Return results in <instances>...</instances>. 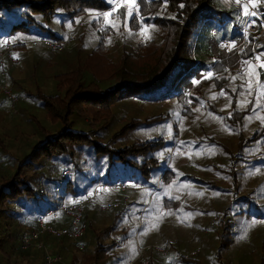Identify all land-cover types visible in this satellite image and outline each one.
Instances as JSON below:
<instances>
[{"label":"rangeland","instance_id":"obj_1","mask_svg":"<svg viewBox=\"0 0 264 264\" xmlns=\"http://www.w3.org/2000/svg\"><path fill=\"white\" fill-rule=\"evenodd\" d=\"M103 1L110 5L111 0ZM234 2L238 8L239 1ZM121 8L129 10L128 0H122L102 17L109 19ZM1 11L0 21L7 15ZM11 12L16 14L18 9ZM97 15L86 14L80 18L79 29L82 31L85 20H96ZM54 30L60 32L58 27ZM139 31L142 38L147 36L144 28ZM93 32L91 27L83 36H70L64 42L27 33H12L0 40V191L23 169L21 165L32 161V151L53 137L44 134L61 128L62 123H48L41 102L43 97L56 94L54 88L63 86V74L76 71L80 65L83 81L89 82V76H106L104 71L114 68L120 59V45L106 52L108 64L89 55L96 38H102L100 34L92 36ZM231 32L232 23L222 27L211 24L196 27L194 41L186 44L193 56L190 67L183 70L187 75L173 76L165 84L167 90L157 97L151 92L120 95L103 107L99 120L92 115L95 109L78 106L72 110L63 136H88L90 145L110 143L114 148L149 144L145 153L156 160V165L141 163L142 171L134 176L128 172H109L103 177L106 160L83 147L89 143H80L81 148L67 151L72 160L67 167H56L58 159L50 162L35 157L33 160L40 163L29 167L25 175L28 182L33 180L29 185L38 192L45 190L44 180L49 177H59L60 181L69 178L74 199L88 196L93 186L106 178L125 180L126 191L106 190V196L98 195L86 206L83 215L87 210V215L92 214L94 219L86 220L90 227L86 225L80 240L82 251L70 247V240H66L62 244L65 251L56 253L49 247V244L55 245L48 240L51 237L43 235L36 242L39 248L26 250L27 260L13 255L9 264H45V255L57 257L59 264H69L72 256L79 259L84 249H92L96 243L105 249L103 246L107 244L103 240L108 235H112L115 246L104 250L111 255L97 264H120L121 255H125L122 250L137 251L145 255L147 263L154 264L147 255L158 249L169 255L155 264H171L173 260V264H188L182 263L187 258L196 259L199 264H264V82L258 86L256 81L246 82L241 86L242 97L233 99L230 94L213 102L215 92L210 78L215 67L202 44L203 38L230 39ZM255 35L257 39L262 37L264 27ZM117 40L112 37L113 42ZM7 41L10 49L6 48ZM41 41L48 42V47ZM129 42L132 44L131 39ZM131 50L137 54L133 44ZM250 72L256 73L254 64L248 67L247 73ZM111 79L100 80L104 82L98 83V88L111 87L114 83ZM160 97L165 99L159 100ZM191 98L197 103L192 105ZM183 109L188 113L181 114ZM151 118L153 122L147 125L145 121ZM63 171L67 176H62ZM47 188L52 190L51 186ZM54 196L57 197L53 193ZM2 197L6 196L0 194V201ZM106 198H111V203ZM69 202L70 199L60 205ZM108 204L114 206L107 208ZM101 207L104 212H100ZM17 208L16 203H5L0 208V258L9 248L19 247L20 233L34 228V218L28 219L32 222L31 228L29 223L15 227L14 221H20ZM7 209L8 214L4 212ZM44 222L59 229L66 227L69 219L58 214L55 218L45 217ZM57 223L61 226H56Z\"/></svg>","mask_w":264,"mask_h":264},{"label":"trees","instance_id":"obj_2","mask_svg":"<svg viewBox=\"0 0 264 264\" xmlns=\"http://www.w3.org/2000/svg\"><path fill=\"white\" fill-rule=\"evenodd\" d=\"M227 1L225 3L222 0H140L138 9L136 6L133 8L134 17L127 24H125V21L129 10L125 11L124 8H121L118 13L112 15L109 19L103 18V14L112 10L109 9L108 3L103 0L0 1V12L4 10L7 14L0 21V40L8 38L12 33H27L34 35L36 38L42 37V39L53 42H64L70 36H83L84 31L87 32L92 27L95 32L92 33V36L100 34L102 38H96L89 55L92 57L95 55L105 64H108L110 59L106 52L117 45H120L121 49L120 59L114 68L104 71L107 74L106 76H96L95 78L92 75L89 76L90 81L85 82L83 81V72L80 71V65H77L76 71L63 74V77H61L63 86L58 89L54 88L56 91L55 95L42 98L41 107L45 112L48 123L52 125L62 123V126L61 128L59 126V129L51 134L45 135V133L44 136L53 137L49 138L48 141L46 139L44 145L36 147L30 156L32 161L21 165L23 169L14 174L9 179V182L2 186L0 194L6 197L1 198L0 208L5 203H16L19 207L17 208L19 210L17 216H19L20 221H14L16 228L23 227L25 223H29L31 228V223H35L39 217L45 216L58 205L68 202L71 197H76L72 193L73 187L69 178L60 181L59 177H49V179L44 180V185H47L45 190L39 192L29 185L33 183V180L29 179L28 182V176L25 175V172L30 170L29 167H35L40 163V161L35 162L36 160H33L35 157H42V159L50 162L58 159L55 163L56 167H67L72 162L68 158L67 151L81 148L83 145L80 143H89L83 147L94 151L96 157L101 156L106 160L107 169L103 177L108 176L109 172L112 174L115 172L118 174L128 172L131 176H134L135 173L142 171V168H139V165L143 167L141 163L145 162L149 166L156 165V160L145 153L150 147L149 144L136 143L130 147L114 148L110 143H93L90 145L88 136H63L65 134L67 116L76 107L81 106L95 109L92 115L99 120L103 107L109 106L120 95L151 92L150 94L157 97L158 94H162L163 90H167L165 84L173 76L183 77L187 75L183 70H187L190 67L193 62L191 59L193 56H191L190 50L186 48V44L189 41H194L192 39L193 32L198 26L211 24L214 27H222L225 24L232 23L231 37L228 40L235 41L239 37L236 42L241 41L242 17L236 10L235 0ZM263 2L264 0H256L255 11L264 21ZM16 9H18L16 14L11 12ZM86 14L98 15L95 17L96 20H85L86 27L81 31L80 27H78V22ZM56 27L60 29V32L54 30ZM140 28L146 30L147 36L145 38H142L141 34H139ZM78 30L81 31L80 35H77ZM122 32H125V34L122 35ZM113 36H115V40L118 39L120 41L113 42ZM256 36L255 34H250L248 42L231 54H225L217 49V44L224 39H214L213 41L209 38H203L202 44L207 49L209 56L213 58L215 67L210 78L212 91L215 94L220 87H224L227 96L231 94L233 99H235L243 96L241 86H244L246 82L254 84L256 81L257 86L260 82H264V68L260 67L261 63H264V35L258 39ZM126 38L131 39L133 46L137 49V54L131 52L132 44L129 42L130 39L126 41ZM106 43H109V46H106ZM257 54H261L259 59L256 58ZM75 56L77 55L75 54ZM244 61H249L250 63H242ZM253 64L256 73H247L248 67ZM245 67H247L246 70L241 72ZM109 78H112L111 80L114 82L111 87L98 88L97 84L104 82H100V80ZM232 88L233 95L231 92ZM236 90L239 92H235ZM62 93L64 94L62 95ZM215 97L212 99L213 102L219 99L215 100ZM163 99L165 98H159V100ZM191 100L192 105L197 103L195 98H191ZM187 113L188 110L183 109L181 111V114ZM153 119L151 118L145 122L148 125L150 121L153 122ZM133 126H136L135 121H133ZM63 168H60V170ZM119 182L124 183L125 180L110 181L109 178H106L100 184L109 185ZM48 186H51L52 190H49ZM53 193L57 197L54 196L53 198ZM8 210L4 212L8 214ZM28 219H33V221L29 222ZM82 223L85 225V229L86 225L90 227L89 222L86 223L84 215L82 216ZM59 225L61 226L60 223H57L56 226ZM32 230L34 228L26 232ZM48 240L55 244L56 250L52 246L53 251L62 253L65 251V247L62 245L63 242L70 239L63 237L60 239L50 238ZM69 242L70 247L77 250L73 242L71 240ZM99 244L96 243L92 249H84L79 259L72 256L69 264H97L107 257L104 255V250L110 246H115L113 242H110L109 244L112 245H104L105 249H101ZM28 254L26 251H20L19 247H16V250L11 247L0 258V264L11 263L10 259L13 255L27 260ZM150 255H147V257L149 258ZM191 259H184L182 263L199 264L196 259ZM14 263L16 262L14 261ZM170 263L173 264L174 260ZM147 264L152 263L148 261Z\"/></svg>","mask_w":264,"mask_h":264},{"label":"built area","instance_id":"obj_3","mask_svg":"<svg viewBox=\"0 0 264 264\" xmlns=\"http://www.w3.org/2000/svg\"><path fill=\"white\" fill-rule=\"evenodd\" d=\"M122 0H111L109 9L116 7ZM238 8H236L239 15L242 17V28H241V41L236 42L234 40H223L217 44V49L220 52L225 54H231L241 48L245 43L248 42L250 34H256L259 30H262L264 27V21L258 16H251L245 14V6H247V11L252 12L255 9L252 8V5L248 0H238ZM256 12V11H255ZM257 13V12H256ZM253 21L255 24L253 25ZM262 36V35H261ZM260 37V36H259ZM42 45L49 43L46 41H41ZM8 45V47H7ZM6 48L10 49V43L6 42ZM60 50V49H59ZM215 100L217 98L227 97V92L224 87H220L216 94ZM15 102V98H11ZM62 176H67V172L63 171ZM110 189H117L120 192L126 191L125 183H114V184H100L95 186L88 196H84L78 199H71L70 202L66 205H59L55 209L49 211L45 216L39 217L34 223V230L30 232L20 233L18 236V246L20 251H26L30 247L39 248L40 245L37 242L40 236L48 235L53 239H60L66 237L70 239L77 250H82V245L80 244V239L84 234L85 227L82 223V215L86 206L92 204L93 200L100 194L101 191H106ZM124 199V198H123ZM58 214L69 219V223L66 227L63 228H52L50 225L44 222L45 217L55 218ZM160 254H165L163 250H157ZM45 264H56L59 263L57 257H52L50 255H45L44 258ZM126 264H147L145 260L140 255H137L135 258L127 261Z\"/></svg>","mask_w":264,"mask_h":264},{"label":"crops","instance_id":"obj_4","mask_svg":"<svg viewBox=\"0 0 264 264\" xmlns=\"http://www.w3.org/2000/svg\"><path fill=\"white\" fill-rule=\"evenodd\" d=\"M226 40V39H225ZM221 42V41H220ZM100 185V184H99ZM97 186V185H96ZM94 188V187H93ZM92 188V189H93ZM91 189V190H92ZM103 192V193H102ZM121 193V192H120ZM103 194L106 196V192H104V191H101L100 192V194H99V196H102V197H104L103 196ZM71 199H73V197H71L70 198V200ZM107 202L109 201L110 203H111V198H106L105 199ZM125 200V199H124ZM105 206H107V208H111V206H114V204H108V205H105ZM114 208H116V204H115V207ZM85 209H87V207L85 208ZM100 210L102 211V212H104L103 210V208L101 207L100 208ZM110 210V209H109ZM100 211V212H101ZM86 216V217H85ZM84 218H85V220H89V219H94L93 218V215L91 214V215H87V210H86V212H84ZM62 222V221H61ZM111 239H112V235H108L104 240H103V242L104 243H106V244H109L110 242H111ZM46 241L47 240H44L43 242L44 243H46ZM49 247H50V249L51 250H53V248H52V246L49 244ZM159 250V249H158ZM124 253H125V255L124 256H122L121 255V257H120V264H126L127 263V261H129V260H131V259H133V258H135L137 255H140L141 257H144L145 255H143V254H138V252L136 251V253H134V252H129V253H127V251H124V250H122ZM109 251H105V256H107V257H110V255H111V253H108ZM109 254V255H108ZM116 255V254H115ZM168 255H169V253H165L164 255L163 254H160V253H158L156 250H155V252L153 253V254H151L150 256L152 257L151 259L153 260V262H154V264H155V262L157 263V260L159 261V262H161V259L162 258H167L168 257ZM166 256V257H165ZM150 258V257H149ZM104 259V258H103ZM102 259V260H103ZM116 264H118V263H116Z\"/></svg>","mask_w":264,"mask_h":264},{"label":"snow or ice","instance_id":"obj_5","mask_svg":"<svg viewBox=\"0 0 264 264\" xmlns=\"http://www.w3.org/2000/svg\"><path fill=\"white\" fill-rule=\"evenodd\" d=\"M139 3H140V0H128V8H129V11L127 13V20L125 21V24H127V22L134 17L135 12L133 11V6L135 5L137 7V9H138ZM249 3H251L253 9L256 8V6H257L256 5V0H249ZM246 9H247V6H245V14L246 15H251V16H256L257 15V13L255 11L248 12ZM252 23L254 25L255 24V21H253ZM142 34H143V31H142ZM260 55L261 54H257V57L256 58L259 59L260 58ZM242 63H250V62L249 61H244ZM260 67L261 68H264V63H261ZM194 83H196V82L194 81Z\"/></svg>","mask_w":264,"mask_h":264}]
</instances>
